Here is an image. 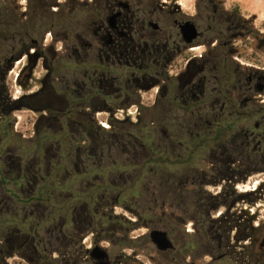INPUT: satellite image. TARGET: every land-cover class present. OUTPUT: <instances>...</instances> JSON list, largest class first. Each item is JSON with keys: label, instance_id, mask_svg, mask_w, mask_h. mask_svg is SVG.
I'll use <instances>...</instances> for the list:
<instances>
[{"label": "flooded vegetation", "instance_id": "flooded-vegetation-1", "mask_svg": "<svg viewBox=\"0 0 264 264\" xmlns=\"http://www.w3.org/2000/svg\"><path fill=\"white\" fill-rule=\"evenodd\" d=\"M156 8L160 14L156 15ZM192 11L183 10L177 0H0V33L81 35L72 40L69 58L84 65L82 79L55 83L54 54L48 63L43 62L40 87L22 95L29 103L26 109L38 113L32 142L40 145L39 125L59 122L63 129V124L80 125L76 116L126 113L133 104L144 109L139 92L155 91L147 108L161 109L169 116L163 150L168 161L180 163L184 179L177 184L171 175L170 187L183 191L191 187L192 195L185 202L188 209H213L219 200L224 203V194H202L197 192L198 186L207 184V178L218 179L210 182L216 185L219 180L244 177L251 152L261 155L264 163V13L256 28L250 16L225 8L223 0H192ZM76 12L88 15L82 26H75ZM188 22L194 26L193 38L185 26ZM77 43L85 50L81 59L75 57ZM31 44L39 48L38 40ZM240 51L246 58L243 64L236 63L232 55ZM40 58V53L30 57L21 70L24 87L29 86ZM55 105L57 112L53 111ZM254 115L261 118L253 130L241 126V139L228 138L236 124ZM89 129L83 127V133L90 134ZM219 129L225 138H218ZM203 162L208 163L207 169L198 168ZM9 168L17 174L11 183L21 192L26 187V169L13 160ZM7 184L0 175L2 264L15 256L27 264H40L38 232L44 221L57 223L53 237L64 244L65 250L59 252L62 264H98L89 257L88 248L81 253L70 250L74 237L68 227L74 204L70 209H52L43 219L40 203L20 202L12 197ZM243 198L250 200L245 194ZM86 215L91 216L89 209L83 213ZM244 215L237 224H225L221 236L202 233L210 242L234 234L236 245L221 241L213 246L220 253L216 260L229 257L238 248L242 264H264V219L257 221L256 215L252 218L246 211ZM211 221L215 232L216 221ZM104 261L124 264L122 257L109 255Z\"/></svg>", "mask_w": 264, "mask_h": 264}, {"label": "rangeland", "instance_id": "rangeland-1", "mask_svg": "<svg viewBox=\"0 0 264 264\" xmlns=\"http://www.w3.org/2000/svg\"><path fill=\"white\" fill-rule=\"evenodd\" d=\"M153 1L160 3L167 0ZM177 2L186 12H193L192 0ZM223 2L225 8L250 16L253 26H259L264 13V0ZM155 11L156 15L161 13L159 8ZM87 18L85 12H76L75 26H82ZM19 37L16 35L15 40H5L4 44L8 49L17 48ZM79 37L81 35L78 34L50 33L21 36L20 42L24 43H29L30 39L38 40L39 48L36 49L42 58L32 71L28 87L22 85L23 78L16 80L18 73L27 65L29 58L26 55L14 61L10 69L0 68L2 105H8L10 100L38 89L45 74L43 62L48 63L54 54V67L60 66L54 74L55 83L81 80L82 71L75 67L78 63L68 57L73 52L72 40L77 41ZM74 46L75 57L81 59L85 50L80 48L78 43ZM30 47L29 53H32L35 47ZM232 55L238 60L236 63L246 62L243 52ZM91 56L93 57V53ZM56 87L59 91V86ZM154 94L155 91L139 92L144 109H139L137 104H133L126 113H98L88 115L85 119L80 116V125H63V129L60 128L59 122H49L50 126L39 125L42 138L39 146L31 140L38 113L26 109L29 103L25 100L24 108L10 112L14 138L5 142L0 140V170L3 172L0 173L1 178L9 182L7 187L12 197L20 198V202L25 204L40 203L41 215L45 214L43 219L52 209H70L71 204L75 205L72 223L68 227L74 237L70 250L73 249L75 253L99 245L107 251L110 258L122 257L124 264H168L170 261L171 264H242L238 248L227 258L215 259L220 253L216 254L213 246L216 247L221 241L224 245H236L234 234L230 232L222 240L214 242L202 237L207 227L203 228L199 224L200 210L188 209V204H185L186 198L192 195L191 187H187V191L170 187L171 175H174L178 183L184 180L180 166L155 169L159 171L157 176L150 173L148 167L142 170L143 161L149 157V153L141 146L144 137L139 125L145 127L150 134V143L158 145L155 148L156 153H164L163 140L169 135V116L161 109L147 108L152 104ZM57 107L53 106L54 112H57ZM260 118L254 115L249 120H241L228 138L241 139L240 127L248 126L253 130L254 124L260 122ZM112 124L115 125V132L108 136ZM85 126H92L90 136L83 133ZM253 144H256V141ZM12 160L26 169L23 173L27 177L24 180L26 187L21 192L11 183L17 178L15 170L9 168ZM247 164L249 172L244 177L219 180L216 185L210 182L218 179L207 178V184L198 186L197 192L202 194L225 195L224 203L219 200L213 209H208L210 220H217L226 213L241 221L245 216L244 211L248 215H256L257 221L264 219L263 157L251 154ZM207 165V162H203L198 168L207 169ZM139 175L142 178L137 179ZM132 185L134 187H130ZM123 187L130 188L122 193L120 189ZM244 194L250 198L249 201L243 198ZM123 205L128 210H125ZM29 208L30 206L26 205V209ZM87 209L90 211V217L83 216ZM62 213L64 215L65 211ZM170 216L174 218L173 222ZM137 220H140V224L132 227L130 223ZM55 224L57 223L44 221L39 229L41 242L38 251L43 256L40 264H62L59 252L65 249L62 247L64 244L54 240ZM152 229H160L170 234L175 247L172 253L158 252L150 243L148 233ZM7 264H27V261L15 256L7 259Z\"/></svg>", "mask_w": 264, "mask_h": 264}, {"label": "trees", "instance_id": "trees-1", "mask_svg": "<svg viewBox=\"0 0 264 264\" xmlns=\"http://www.w3.org/2000/svg\"><path fill=\"white\" fill-rule=\"evenodd\" d=\"M2 29L3 28L0 25V30H2ZM19 36L20 37L21 36L31 37L32 35H19ZM20 37L18 39V47L17 48L12 47L11 49H8V47H6V45L4 44V41L8 40V39L15 40L16 39V35L15 34L13 35V34L0 33V68H6L7 70L10 69V67H12V65L14 64V61H16L21 56L23 57L26 54L28 55V58H30V57L32 58V57L37 56L38 49H36V48L33 50L32 53H29V50L31 49L30 46H33L31 44V40H35V39H30L29 43H24V42H20L21 41ZM70 55H72V53L69 54L68 57ZM70 58H72V57H70ZM58 67H60V66L54 67L55 71H57ZM75 67L78 70L81 71V69L84 67V65L77 64V65H75ZM21 78H22V74H21V71H20L18 73V75L16 76V80L20 81ZM24 101H25L24 98L22 96H20V97H18L16 99L10 100L8 105H6V104L2 105V101L0 99V140H2L3 142L11 140V139L14 138L13 121L10 118V112L13 111V110H16V109L24 108L25 107ZM77 117H80V116H76V118ZM77 121H79V120H77ZM80 123H82V122L80 121ZM116 123H118V121H116ZM63 125L66 126L65 124H63ZM111 127H112L111 130L108 131V136H111L115 132V125L112 124ZM89 128L92 129V126L89 127ZM139 130L142 132L143 137H144V139L142 140L141 146L145 147L148 150V153H149V157L146 158L143 161L142 170H143V168L148 167V168H150V170H149L150 173H153V174L155 173L156 174V173L159 172V171H157L158 169H164L166 166H177V165L179 166L180 165V163L178 161H168V159H167V157L165 156L164 153H162V154L161 153H156L157 150L155 148L158 145L150 143L151 142V140H150L151 137H149L150 134L147 132V130H145V127H143L140 124L139 125ZM89 133L90 134H88V133H85V134L90 136L91 135V131ZM225 137H226V134H223V130L219 129L218 138L222 139V138H225ZM255 145L256 144L252 143V145H251V149L252 150L254 149ZM251 154L252 155H258V154L254 153V152H251ZM251 154H250V156H251ZM155 169H157V170H155ZM156 176H157V174H156ZM140 178H142L141 175H139V177H137V179H140ZM176 183L179 184L177 181H176ZM130 187H134V186L132 185ZM130 187H127V188L123 187L122 189H120V191H122V193H123L124 190H128ZM123 207H124L125 210H128V208L125 205H123ZM130 213H132V212L130 211ZM199 213H200V220H199L200 222H199V224L203 228L205 226L207 227V229L205 230L204 233H206L208 236H209V231H210V233L213 236L214 235H216V236L220 235L221 236V234L223 232L222 229H223L225 224L234 225V224H237V221H238V219H236V217H234L233 215L230 216V215L225 213L221 218L215 220L217 226L216 227L214 226V229H216V231L212 232L211 231V227H212L211 222L212 221L209 219V216L207 215L208 209H202V210H200ZM170 220H171V222H173L174 218L172 216H170ZM139 224H140V220H137L135 223H130V225L132 227H135V226H137ZM0 264H2V263L0 262Z\"/></svg>", "mask_w": 264, "mask_h": 264}, {"label": "water", "instance_id": "water-1", "mask_svg": "<svg viewBox=\"0 0 264 264\" xmlns=\"http://www.w3.org/2000/svg\"><path fill=\"white\" fill-rule=\"evenodd\" d=\"M153 26H157V25L153 24ZM185 26H187V28L190 29L189 31L192 33L191 37L193 38L195 36L194 26L190 22H188ZM26 57H28L27 54ZM21 58L22 56L19 57L17 60ZM252 218H254V216H252ZM148 238L150 243L154 245V247L158 252H166L168 250H173L175 248L172 240L169 238L168 233L166 231L160 229H152L148 233ZM88 252H89V257L98 261V264H109L107 261L106 262L104 261L108 259V253L101 246L96 245L93 248L89 249Z\"/></svg>", "mask_w": 264, "mask_h": 264}]
</instances>
